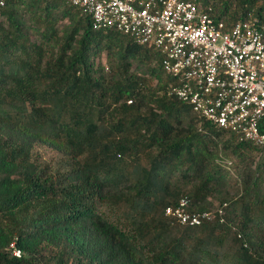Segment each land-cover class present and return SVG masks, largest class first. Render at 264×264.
<instances>
[{"label": "trees", "instance_id": "1", "mask_svg": "<svg viewBox=\"0 0 264 264\" xmlns=\"http://www.w3.org/2000/svg\"><path fill=\"white\" fill-rule=\"evenodd\" d=\"M187 1L228 28L264 10ZM0 17V264H264V152L168 97L156 48L93 29L66 0H7ZM103 51L116 59L108 73ZM136 60L153 89L131 72ZM42 147L61 155L56 166ZM223 160L244 172L221 217L189 226L165 215L181 198L211 211Z\"/></svg>", "mask_w": 264, "mask_h": 264}, {"label": "built area", "instance_id": "2", "mask_svg": "<svg viewBox=\"0 0 264 264\" xmlns=\"http://www.w3.org/2000/svg\"><path fill=\"white\" fill-rule=\"evenodd\" d=\"M66 1L90 15L93 29L115 30L156 48L162 71L172 78L168 97L264 152V10L228 28L187 0ZM189 205L181 198L165 215L189 226L212 221L215 212L222 216L220 208L197 213Z\"/></svg>", "mask_w": 264, "mask_h": 264}, {"label": "rangeland", "instance_id": "3", "mask_svg": "<svg viewBox=\"0 0 264 264\" xmlns=\"http://www.w3.org/2000/svg\"><path fill=\"white\" fill-rule=\"evenodd\" d=\"M18 16L25 21L28 20V16L23 7L18 8ZM0 20L2 18L0 17ZM4 22V19L2 20ZM56 26L60 29V33H62V29L68 25L67 20H56ZM32 40H37L38 36L36 34H31ZM96 61L104 68V73H108V69H110L111 64L116 63L115 56L113 54L109 55L106 51L100 53V56ZM131 72L136 74L138 77L144 80L146 88L153 89L160 81L154 76L150 75L147 70L146 64L143 62L136 60L131 62ZM163 83V81H162ZM37 146V145H36ZM213 149V148H212ZM38 153L44 158V160L48 162H53V165L56 166L57 162L60 160L61 155L57 154L56 151L50 148L42 147L37 148ZM250 161L251 169L254 170L255 164L258 161V155ZM222 168L226 171V175H223L219 181L215 184L212 193L207 198L205 204H208V208L211 209V212L219 206L221 201L228 199V201L234 200L235 197H238L240 193V179L242 178L244 168L241 165H237V163H233L232 166L227 167L225 160L221 163ZM188 188V187H187ZM186 191L188 189H185ZM263 192V190H262ZM108 207H104L103 210H107ZM262 234L264 238V231L259 232Z\"/></svg>", "mask_w": 264, "mask_h": 264}, {"label": "clouds", "instance_id": "4", "mask_svg": "<svg viewBox=\"0 0 264 264\" xmlns=\"http://www.w3.org/2000/svg\"><path fill=\"white\" fill-rule=\"evenodd\" d=\"M211 222V221H210Z\"/></svg>", "mask_w": 264, "mask_h": 264}]
</instances>
